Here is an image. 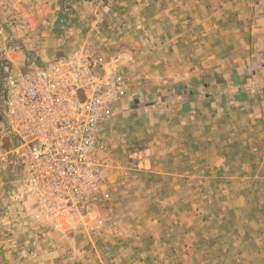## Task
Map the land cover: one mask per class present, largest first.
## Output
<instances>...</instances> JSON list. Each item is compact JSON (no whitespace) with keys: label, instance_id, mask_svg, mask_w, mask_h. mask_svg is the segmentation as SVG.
Instances as JSON below:
<instances>
[{"label":"rangeland","instance_id":"1","mask_svg":"<svg viewBox=\"0 0 264 264\" xmlns=\"http://www.w3.org/2000/svg\"><path fill=\"white\" fill-rule=\"evenodd\" d=\"M156 1L0 0V64L86 50L119 55L128 78L100 126L105 176L84 205L43 212L22 159H0V264H264V39L245 69L255 93L212 73L199 107L189 83L233 53L237 33L216 43L211 24L203 58L198 32L171 12L161 19L172 7ZM251 1L264 29V0ZM13 144L0 126L1 148Z\"/></svg>","mask_w":264,"mask_h":264},{"label":"built area","instance_id":"2","mask_svg":"<svg viewBox=\"0 0 264 264\" xmlns=\"http://www.w3.org/2000/svg\"><path fill=\"white\" fill-rule=\"evenodd\" d=\"M0 126L21 158L24 184L43 212L82 206L105 176L100 126L128 91L119 55L74 50L45 60L30 54L21 69L0 64Z\"/></svg>","mask_w":264,"mask_h":264},{"label":"crops","instance_id":"3","mask_svg":"<svg viewBox=\"0 0 264 264\" xmlns=\"http://www.w3.org/2000/svg\"><path fill=\"white\" fill-rule=\"evenodd\" d=\"M225 1H227L228 4L227 9L220 10L218 8L217 10H213L214 7H217V3L220 4L221 2L223 3ZM156 2L157 4H160V2L164 4L166 2V4L168 3L172 7L171 11L162 9L160 11H157L156 15L161 19L168 18V13L171 12L172 18L185 20L187 22V30H192L193 34L195 32H198L197 35L191 36H193L192 38L198 37L197 41L203 42V58L206 56L205 39L207 36H211V31L214 30L215 32H217V26L219 29V33L217 34L218 38L216 39V43L222 42L220 36H225L227 38V29H230L233 33H237V41L235 42L236 47L232 50L233 53L229 55L219 56L220 59H223L225 61L222 60V62H220V64L216 66L218 68L210 71L209 75H206V72L211 70L210 68L213 67L212 64L204 67L202 66L203 64H196L195 61L193 62L194 66L196 65L197 67H195L198 68L197 72L199 71L201 66L204 67L202 72L204 74L202 77L203 83H199L198 86H196L195 83H189V85H194L189 86L186 89L185 96L188 99L199 100V107L203 106L206 103V99L210 97V92L208 91L210 85L208 84V82L209 76L211 77L212 73L214 75L211 78L213 82H218L220 78L222 82H225V84H236L237 82L240 84L244 83L241 84L243 85L241 86V89H243L245 94L255 93V91L248 90L250 87H253L255 83L252 81L247 84L248 79H245V75L248 72L245 69L248 66H251V68L253 69V67L258 65V63L261 61L260 59L262 56H257V54H259V52L263 50L261 40L264 39V29L258 23L257 19H259V15L257 11H254V3L251 0H157ZM213 20H217L218 23L213 25ZM215 22L216 21H214V23ZM211 24L213 27H215L214 29L210 28ZM233 24L235 25V28L233 27ZM181 26L184 27L185 25ZM194 43L196 42H188L189 47ZM169 47L173 48V50H176L177 48L176 45H173L172 47L167 46V48ZM190 50L192 49H189V51ZM199 50V52H201L202 48H200ZM262 58L264 59V57ZM228 65L229 67H231L230 71L228 69H224ZM238 65H240L243 69H240L241 72L238 73L239 76L237 78L234 67L236 68ZM193 73V75L197 74L195 70L193 71ZM227 73H229V77H227ZM222 90L224 92H227L226 88H223ZM243 95L244 93H242L241 98L243 97Z\"/></svg>","mask_w":264,"mask_h":264}]
</instances>
